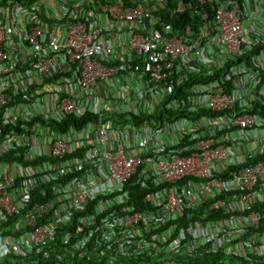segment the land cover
I'll use <instances>...</instances> for the list:
<instances>
[{"label": "built area", "instance_id": "1", "mask_svg": "<svg viewBox=\"0 0 264 264\" xmlns=\"http://www.w3.org/2000/svg\"><path fill=\"white\" fill-rule=\"evenodd\" d=\"M193 3L0 0V264L264 253V0Z\"/></svg>", "mask_w": 264, "mask_h": 264}, {"label": "trees", "instance_id": "2", "mask_svg": "<svg viewBox=\"0 0 264 264\" xmlns=\"http://www.w3.org/2000/svg\"><path fill=\"white\" fill-rule=\"evenodd\" d=\"M182 1L184 6H186L187 3L192 7H195V3H193L195 0H187V1L167 0V10L161 13V17H163L168 22L171 21L178 24H182V23L184 24L186 20H188L192 15L194 20L199 22L200 17H196L191 12V10L190 11L186 10L183 13L177 12L178 9L182 8ZM255 48L257 50L264 49V43H262L259 40V43ZM262 75H264V72H262ZM262 108L263 110H261V116H264V104ZM172 114L176 115L177 113H172ZM76 122L78 123V120ZM124 122H131V120L130 121L125 120ZM257 209L264 211V206L257 207ZM262 231H264V221L257 229L248 231L247 235L251 237L252 235L261 233ZM47 246L45 247L43 254H41L40 256L39 264H77V259L71 256V250H72L71 246L69 247L62 245L61 242H59L58 245H53L52 247H47ZM194 254H195L194 258L188 256L187 259L184 261V263L185 264H263L262 259H264V253L260 254L259 252L256 251L250 252L247 250H245L243 255L242 254L229 255V256L220 255L215 257V256H209V254H201L196 250ZM136 262L137 261L132 257L128 258L125 256H118L112 262H109L108 260H105L104 262L96 258L93 264H136Z\"/></svg>", "mask_w": 264, "mask_h": 264}]
</instances>
